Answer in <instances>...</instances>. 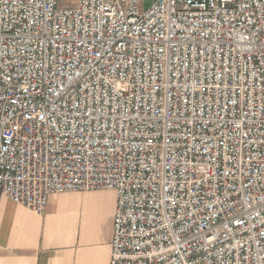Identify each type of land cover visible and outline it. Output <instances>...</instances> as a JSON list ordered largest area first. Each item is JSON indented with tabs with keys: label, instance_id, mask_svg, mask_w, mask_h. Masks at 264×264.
<instances>
[{
	"label": "built area",
	"instance_id": "2783aa9c",
	"mask_svg": "<svg viewBox=\"0 0 264 264\" xmlns=\"http://www.w3.org/2000/svg\"><path fill=\"white\" fill-rule=\"evenodd\" d=\"M99 189L110 264H264V0H0V202Z\"/></svg>",
	"mask_w": 264,
	"mask_h": 264
},
{
	"label": "crops",
	"instance_id": "0c3cea01",
	"mask_svg": "<svg viewBox=\"0 0 264 264\" xmlns=\"http://www.w3.org/2000/svg\"><path fill=\"white\" fill-rule=\"evenodd\" d=\"M114 190L50 195L39 214L8 197L0 202V264H110Z\"/></svg>",
	"mask_w": 264,
	"mask_h": 264
},
{
	"label": "rangeland",
	"instance_id": "374dc122",
	"mask_svg": "<svg viewBox=\"0 0 264 264\" xmlns=\"http://www.w3.org/2000/svg\"><path fill=\"white\" fill-rule=\"evenodd\" d=\"M152 2V0H147V5H149Z\"/></svg>",
	"mask_w": 264,
	"mask_h": 264
}]
</instances>
